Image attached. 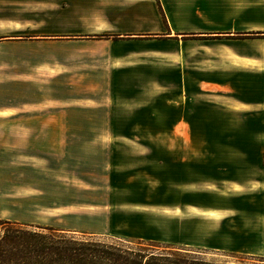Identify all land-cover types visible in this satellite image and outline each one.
I'll list each match as a JSON object with an SVG mask.
<instances>
[{"label":"rangeland","instance_id":"rangeland-1","mask_svg":"<svg viewBox=\"0 0 264 264\" xmlns=\"http://www.w3.org/2000/svg\"><path fill=\"white\" fill-rule=\"evenodd\" d=\"M234 1L240 13L213 24L214 34L175 42L149 32L158 21L151 0H0V38L16 37L0 42V77L57 74L74 87L65 94L81 98L73 102L79 107L59 109L57 116L27 118V147L2 148L0 159H55L57 165L63 159L65 184L72 175L81 185L90 182L96 212L112 214L106 231L52 227L67 233L59 235L130 248L153 242L190 249L207 261L264 264L258 260L264 226L256 227L263 233L258 253L200 246L208 237L206 227L200 230L201 176L224 165L229 151L243 152L251 164L257 156L247 132L222 128L229 123L225 112L258 113L261 107L245 102L264 97V0ZM176 24L188 31L184 20ZM207 118L221 130H203ZM260 120L249 122L257 129L250 134L259 133ZM228 164L234 176L239 163ZM249 174L257 171L245 161L243 176ZM207 217V229L220 219L213 212Z\"/></svg>","mask_w":264,"mask_h":264},{"label":"crops","instance_id":"crops-1","mask_svg":"<svg viewBox=\"0 0 264 264\" xmlns=\"http://www.w3.org/2000/svg\"><path fill=\"white\" fill-rule=\"evenodd\" d=\"M151 1L155 3L154 14L158 21L156 29L149 32L169 36L168 40L175 42L182 41V38L177 39L181 36L214 34L218 30L213 29V24L217 26L216 22L225 15L235 16L241 10L236 6L239 1L234 0ZM158 1L167 20L168 28L164 24ZM224 3H230L231 7L224 9ZM178 19L184 20L183 26L188 31L177 26L176 20ZM3 37L7 38L0 42L14 39L12 36ZM28 77L27 72L0 77V149L27 147V118L43 115L57 116L59 109L79 107L73 102L81 98L65 94L72 91L74 87L66 86L62 81V76L47 75L44 80L37 77L28 79ZM185 79L186 76L184 82ZM248 104L261 107L260 111L257 113L242 109V113H235L234 110H231V113L225 112L223 116L229 123L224 124L222 128L227 132H247V145L253 144L257 149L256 161L251 164L243 152H240V156L234 157L231 155L232 151H229L230 155L224 158L223 168L217 163L215 170L212 169V175L201 176L200 230L203 232L206 227L208 237L200 246L212 251L254 254L262 249L260 247L263 233L256 232V227L264 226V97L262 102L254 104L245 102L246 106ZM216 110L219 112V109ZM255 116L261 117L262 124L259 126V133L253 135L250 132H256L257 129L249 122ZM235 118H237V123L232 122ZM207 120L209 119L205 120L203 128L206 127L203 130H221L222 125L208 124ZM239 120L247 122H239ZM229 147L237 149L233 145ZM4 153L5 151L0 152V157ZM54 160L0 159V220L64 230L106 231L113 228L111 211L96 212L95 187L90 182L87 186L81 185L78 176L75 175H72V179L65 184L64 177L61 175L64 161L61 159L60 165H57ZM228 161L239 163V169L236 170L234 176L229 174V170L232 169L229 166L232 164H228ZM245 161L248 162V166H253L257 171L256 176L251 177L250 174L246 178L243 176ZM49 167H55V170ZM251 171L249 169L248 173ZM223 190H226L227 194L229 193L228 196L232 197H223ZM79 192L84 196L82 200L79 198ZM212 212L220 216V219L215 220V225L207 229L209 227L207 216ZM169 240L178 241L176 237ZM182 244L189 245L185 242Z\"/></svg>","mask_w":264,"mask_h":264},{"label":"trees","instance_id":"trees-1","mask_svg":"<svg viewBox=\"0 0 264 264\" xmlns=\"http://www.w3.org/2000/svg\"><path fill=\"white\" fill-rule=\"evenodd\" d=\"M158 5L168 28L159 1ZM59 234L67 233L0 220V264H235L207 261L197 257L195 251L172 245L137 242L136 247L130 248ZM258 260L264 263V257Z\"/></svg>","mask_w":264,"mask_h":264}]
</instances>
